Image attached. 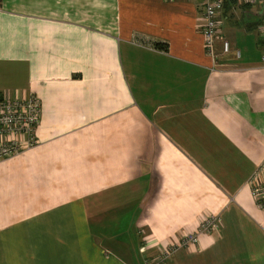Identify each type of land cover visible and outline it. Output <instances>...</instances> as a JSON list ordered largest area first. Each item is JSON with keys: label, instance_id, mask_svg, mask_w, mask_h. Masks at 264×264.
<instances>
[{"label": "crops", "instance_id": "1", "mask_svg": "<svg viewBox=\"0 0 264 264\" xmlns=\"http://www.w3.org/2000/svg\"><path fill=\"white\" fill-rule=\"evenodd\" d=\"M259 10L225 0L213 56L196 0H1L0 96L41 116L0 159V264H264Z\"/></svg>", "mask_w": 264, "mask_h": 264}, {"label": "built area", "instance_id": "2", "mask_svg": "<svg viewBox=\"0 0 264 264\" xmlns=\"http://www.w3.org/2000/svg\"><path fill=\"white\" fill-rule=\"evenodd\" d=\"M1 1V0H0ZM202 8V33L208 53L217 56L215 44L220 41L222 52L229 50V41L221 34L222 8L225 0H196ZM259 6V12L264 13V0H234ZM264 31V20L262 22ZM264 63V49L262 52ZM41 105L39 98L31 93L27 97L16 95L0 96V159L11 156L37 142L35 128L40 121ZM264 159L259 162L247 179L251 195L258 207L264 208ZM220 218L217 215L205 216L200 222L198 231L187 233L183 245L197 241L199 231L211 232L219 229ZM175 251V245L158 249L151 264H158Z\"/></svg>", "mask_w": 264, "mask_h": 264}, {"label": "rangeland", "instance_id": "3", "mask_svg": "<svg viewBox=\"0 0 264 264\" xmlns=\"http://www.w3.org/2000/svg\"><path fill=\"white\" fill-rule=\"evenodd\" d=\"M255 16L257 17L258 20H261V21L263 22V20H264V13H261V12H260V14L255 15ZM261 18H262L263 20H262ZM262 22H260V25H261ZM260 25H259V27H260Z\"/></svg>", "mask_w": 264, "mask_h": 264}]
</instances>
